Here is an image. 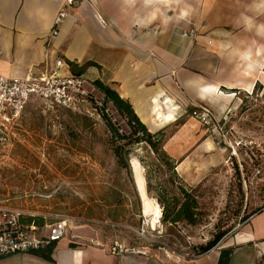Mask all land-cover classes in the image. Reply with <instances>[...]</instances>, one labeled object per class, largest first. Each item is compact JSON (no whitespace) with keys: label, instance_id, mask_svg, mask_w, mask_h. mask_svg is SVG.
Returning a JSON list of instances; mask_svg holds the SVG:
<instances>
[{"label":"rangeland","instance_id":"obj_1","mask_svg":"<svg viewBox=\"0 0 264 264\" xmlns=\"http://www.w3.org/2000/svg\"><path fill=\"white\" fill-rule=\"evenodd\" d=\"M200 14L195 13L191 31L182 30L181 36L187 34L184 38L192 42L191 54L202 45L211 47L209 59L215 63L218 47L200 45V39L215 41L213 33L233 30L207 28ZM93 68L85 62L74 70L88 80L92 96L105 101L107 112H94L91 101L78 113L33 99L20 120L0 125V206L44 215L50 218L47 223L70 218L69 236L80 226L93 232L88 240L93 245L118 242L176 263L202 256L200 247L221 232L227 233L212 250L227 243L264 209L261 88L236 93L240 107L230 109L222 138L199 125L190 106L176 123L154 131L145 125L159 138L153 148L138 139L139 126L97 89L94 82L108 86L109 80L102 67ZM208 139L214 142L212 151L204 146ZM213 159L218 163L196 178L197 170ZM180 164L183 169L178 171ZM137 168L145 172L148 195L142 193L146 181ZM184 192L197 200L200 224H164L159 197L175 216L186 199Z\"/></svg>","mask_w":264,"mask_h":264},{"label":"crops","instance_id":"obj_2","mask_svg":"<svg viewBox=\"0 0 264 264\" xmlns=\"http://www.w3.org/2000/svg\"><path fill=\"white\" fill-rule=\"evenodd\" d=\"M65 1L0 0V75H42L57 60L69 65L72 74L85 62L102 67L108 86L152 131L176 123L190 106L202 104L219 119L228 118L231 108L240 107L238 91L253 93L258 87L264 95V0H82L54 36ZM198 12L207 28L233 30L234 35L213 33L215 41L200 39V45L218 47L215 63L209 59L211 47L202 45L191 54L192 42L184 38L187 34L181 36L182 30L191 31ZM167 114L176 122L167 120ZM204 146L215 148L211 139ZM217 160L197 170L195 177ZM92 233L79 226L69 236L67 228L65 237L45 250L3 257L0 264H264V209L227 243L180 263L148 255L116 256L113 245L88 242Z\"/></svg>","mask_w":264,"mask_h":264},{"label":"built area","instance_id":"obj_3","mask_svg":"<svg viewBox=\"0 0 264 264\" xmlns=\"http://www.w3.org/2000/svg\"><path fill=\"white\" fill-rule=\"evenodd\" d=\"M81 1H65L55 20L54 36L58 34V29L67 19L71 9ZM97 19L100 23H104L101 17ZM64 70H70V66L63 60H57L55 68L42 75L34 73L27 77L0 75V125L20 120L27 105L33 99L78 113H82L83 105L91 101L94 103V109H92L94 112L108 111L104 100L101 101L92 96L94 89L91 91L87 89V85L90 84L83 75H65ZM192 113V118L199 125L207 128L211 136L224 135L227 114L219 119L213 110L202 104L197 106ZM260 172L259 170L258 173ZM39 217L45 220L42 226L35 222V218ZM49 219L44 215L32 214L18 208L0 206V258L45 250L65 237L68 224L73 220L62 218L53 223H47ZM111 253L116 256L147 255L145 251L130 249L118 242L111 247Z\"/></svg>","mask_w":264,"mask_h":264},{"label":"trees","instance_id":"obj_4","mask_svg":"<svg viewBox=\"0 0 264 264\" xmlns=\"http://www.w3.org/2000/svg\"><path fill=\"white\" fill-rule=\"evenodd\" d=\"M95 86L97 87V89L102 92L104 94V96L106 97L107 100L111 101L113 103V105L120 110L121 113H123L124 115H126L131 123H135V125H138L141 132H142V137L138 138L139 140H141L142 142H147L149 144H151V146L153 148H156V144L154 139H157V141H159V138H157V136L155 137V135H152L149 131H148V127H146L144 124H142V122L140 121L139 117L136 114V111H134L133 107L131 106V104L125 100H123L120 97V94H118L117 91H115L114 89L110 88L109 86H105L102 82L100 81H96L94 82ZM258 86V85H257ZM119 158V156H118ZM185 193V201L181 204L179 211L177 212V214L175 216H173V213L171 210H169V207L164 204L161 200V198L159 197V204L160 206H162L161 208L163 210V222L164 224H175L178 223L180 221H187V223L197 226L198 224H200V220L198 219L199 213H198V202L197 200L192 199L190 200V194L187 192ZM255 215V214H254ZM35 222L42 226L44 224L43 219L40 218H35ZM226 231L225 232H221L218 235H216L214 237L213 240H211V242H209L208 244H206L205 246H201L200 247V252L201 254H206L209 251H211L213 248H215L220 241L224 238V236L226 235Z\"/></svg>","mask_w":264,"mask_h":264},{"label":"bare ground","instance_id":"obj_5","mask_svg":"<svg viewBox=\"0 0 264 264\" xmlns=\"http://www.w3.org/2000/svg\"><path fill=\"white\" fill-rule=\"evenodd\" d=\"M98 18H99V16H98ZM264 67V66H263ZM262 80H263V82H264V68H262ZM160 113H163V112H160ZM168 115V114H167ZM165 117H167V116H165ZM167 120H170V122L172 123V122H176L175 121V119H174V117H172V114H169L168 115V117H167ZM137 172L138 173H140L141 175H142V179L144 180V181H146L142 186H141V189H142V193H143V195H148V189H147V179H146V175H145V172H144V170L142 169V168H137ZM158 212V211H157ZM155 213V217H156V219H158L159 221H160V214H158V213ZM158 221V222H159ZM157 222V221H156Z\"/></svg>","mask_w":264,"mask_h":264}]
</instances>
